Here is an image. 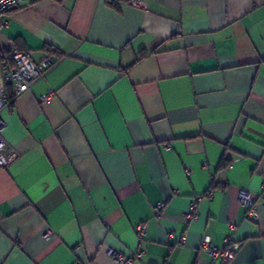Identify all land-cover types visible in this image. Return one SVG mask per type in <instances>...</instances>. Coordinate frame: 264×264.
<instances>
[{
    "label": "crops",
    "instance_id": "1",
    "mask_svg": "<svg viewBox=\"0 0 264 264\" xmlns=\"http://www.w3.org/2000/svg\"><path fill=\"white\" fill-rule=\"evenodd\" d=\"M110 1L0 15V51L60 57L1 112L0 264H221L201 242L228 235V264H264V0Z\"/></svg>",
    "mask_w": 264,
    "mask_h": 264
},
{
    "label": "built area",
    "instance_id": "2",
    "mask_svg": "<svg viewBox=\"0 0 264 264\" xmlns=\"http://www.w3.org/2000/svg\"><path fill=\"white\" fill-rule=\"evenodd\" d=\"M24 1L37 0H0V15H3L11 7ZM59 59V56L51 52L46 54L41 60L36 61L33 58L32 51H24L17 48H12L9 51H0V167H9L19 157L16 148L3 136L5 122L1 115L2 110L4 108L14 107L17 97L21 93L30 90L33 82L56 65ZM200 200V196L192 198L189 210L185 212L189 220H194L199 217L198 205ZM239 201L246 209V219L254 222L258 221L260 218V209L257 195L248 190H241ZM165 205V200L159 201L154 208L155 214H159ZM231 227L234 228L235 224H232ZM136 229L140 237L147 233V227L143 222L138 224ZM49 236L50 234L46 235V237ZM201 247L205 249L213 262L228 264L235 258L240 243L233 241L232 236L228 235L225 246L218 247L212 242L210 237L205 236L202 239ZM109 253L120 263L133 264L134 262L135 257L133 256H126L113 249ZM139 256H142V253H138ZM165 264L173 263L167 261Z\"/></svg>",
    "mask_w": 264,
    "mask_h": 264
},
{
    "label": "trees",
    "instance_id": "3",
    "mask_svg": "<svg viewBox=\"0 0 264 264\" xmlns=\"http://www.w3.org/2000/svg\"><path fill=\"white\" fill-rule=\"evenodd\" d=\"M120 1L121 0H112L109 2L110 5L114 6L115 8H117L118 10H120ZM125 1H128V0H125ZM51 53H54V52H51ZM55 54V53H54ZM148 54V52L146 51H142L140 53V55L138 56V58L136 59V61L133 63V65L137 64L138 62H140L144 57H146ZM132 65V66H133Z\"/></svg>",
    "mask_w": 264,
    "mask_h": 264
}]
</instances>
